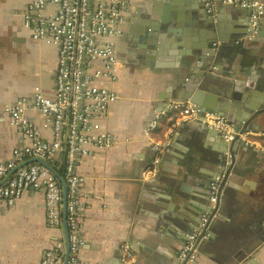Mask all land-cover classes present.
<instances>
[{"label":"crops","instance_id":"1","mask_svg":"<svg viewBox=\"0 0 264 264\" xmlns=\"http://www.w3.org/2000/svg\"><path fill=\"white\" fill-rule=\"evenodd\" d=\"M25 8L26 0H0V114L4 115L20 98L32 100L36 86L48 96L55 92L58 49L28 36L23 21ZM206 9L201 0L128 2V21L116 39L125 68L118 80L110 82L118 98L104 121L116 132L117 142L112 151L94 154L78 165L83 178L79 219L84 239L77 255L79 264H176L181 248L210 210L202 195L209 193L212 183L200 180V170L217 175L221 163L209 160L207 153L228 150L234 144L237 159L264 169V51L247 68L240 63L241 47L236 46L224 59V67L239 84L233 102L243 109L237 117L246 116L248 121L246 125L241 122L244 129L229 148L218 130L198 121L182 120L176 110L167 111L176 101L193 99L198 100L200 108L209 109L201 104L204 98L220 97L202 86L211 62L200 59L196 35ZM217 10L214 14L217 12L226 25L227 37L241 31V39L247 34V45L256 47L257 36L249 31L252 27L248 9L221 4ZM210 14L211 11L209 17ZM149 25L153 26L150 31L161 33V40L136 43L135 36L143 35ZM177 33L181 36L174 41L172 37ZM256 112L257 118L249 120ZM27 113L50 137L45 117L33 108H28ZM154 121L160 122L154 140L169 141L159 152L155 142L146 137V129ZM27 144L20 130L10 123L9 115L0 121V165L12 158L15 149ZM157 156L158 171L150 172ZM63 162L60 157L56 164ZM16 169L0 183L14 175ZM56 171L64 176V172ZM231 177L237 182L236 190L243 192L248 201L253 188L264 184V171L260 176L232 172ZM253 210L256 215L247 217V208H235L223 200L209 226V238L200 242L190 264H264V200ZM65 212L63 206L62 224L51 227L45 191L34 189L26 191L14 205L0 206V264H41L60 239L65 242V264ZM217 219L228 221L237 231L252 223L257 230L248 238L230 235L223 246H213L209 240L217 236Z\"/></svg>","mask_w":264,"mask_h":264},{"label":"built area","instance_id":"2","mask_svg":"<svg viewBox=\"0 0 264 264\" xmlns=\"http://www.w3.org/2000/svg\"><path fill=\"white\" fill-rule=\"evenodd\" d=\"M215 13L221 4L246 8L250 11V24L254 32L262 29L264 0H201ZM128 0H33L25 8V28L35 40L55 45L58 49L55 92L48 96L40 86L35 87L32 100L20 98L0 114V121L9 115L10 123L27 139L23 149H15L12 158L0 165V179L12 169L18 170L0 183V206H12L28 190H44L47 199V215L51 227L63 221L64 186L56 172L36 161L23 165L34 157L46 159L55 170L63 167L68 185V228L70 258L68 264H79L78 252L84 244L81 236L79 193L83 178L78 171L80 161L99 152L112 151L117 134L105 126L112 103L117 100L116 91L108 84L118 80L125 68L117 50L116 39L127 22ZM28 108L39 111L45 117V127L51 136L27 113ZM179 110L180 119L201 121L224 135L227 142L236 139L238 132L233 120L224 114L203 113L194 102L179 101L167 111ZM165 110V113L167 112ZM157 127L152 122L146 134ZM248 131V130H247ZM153 141L157 143L154 138ZM169 141H164L168 144ZM161 146L156 149L159 152ZM63 163L57 165L59 158ZM157 156L150 172L158 171ZM221 180L211 184L210 210L205 213L197 231L192 233L181 248L178 260L182 262L197 243L209 238V224L213 208L219 200ZM65 242L58 240L43 257L41 264H62ZM195 256V254H194Z\"/></svg>","mask_w":264,"mask_h":264},{"label":"water","instance_id":"3","mask_svg":"<svg viewBox=\"0 0 264 264\" xmlns=\"http://www.w3.org/2000/svg\"><path fill=\"white\" fill-rule=\"evenodd\" d=\"M29 3V1H27ZM28 3H26V9L28 7ZM225 7H232V6H225ZM235 7V6H234ZM227 9V8H226ZM207 15L201 17V22L198 25L197 28V41L199 46V55L200 59L204 62H211L207 65L208 72L206 76L204 77L203 82V88L214 92L215 94L220 95L218 98H214L211 96H206L204 98V101L201 103L205 105L209 109H202L198 105L197 107L203 112H212V113H221L224 115H228L233 122L235 123L237 127V132L240 134V132L244 129L242 121L246 125V116L244 119H239L237 115L239 114L240 110L243 108H237L236 105H234V100L237 99V92L239 90V84L235 81L236 76L234 78L233 75H230L228 69L224 67L223 62L224 59H226L227 53L229 51H233L235 47H241L243 49V52L240 57V63L243 67L247 68L248 66H253L255 64L254 59L258 57L260 53L264 51V23L262 22V14L261 16V23H262V29L258 32H254V28L252 27L253 34L256 35L257 42L256 47H250L247 44L248 38L247 34H245V37L241 39V37L244 35L243 32L238 31L235 32V34L230 35L227 37L225 35V27L221 21V18L219 15L216 14H210L209 17V9H206ZM218 11V10H217ZM249 17H250V11H249ZM24 21V19H23ZM128 21V19H127ZM25 28V27H24ZM153 28V26L149 25L145 30L143 35H136L135 36V42L136 43H152L154 41H160L162 38L161 33L156 32L154 30L150 31ZM26 29V28H25ZM26 32L28 36L32 39V36L30 32L26 29ZM181 36L177 33V35L172 37L174 41H178V37ZM35 40V39H34ZM240 51V50H239ZM235 74V73H234ZM229 78H232L230 80ZM193 83V82H190ZM230 100V103L228 105V101ZM191 101V100H190ZM191 102H198V100H192ZM259 112H256L254 114H251L248 119L249 120H255L258 116ZM237 117V119H236ZM239 120V122H238ZM201 122V121H198ZM202 123V122H201ZM251 124V123H248ZM207 126V125H206ZM243 128V129H242ZM222 139L224 140V135L221 133ZM238 137V136H237ZM236 137V139H238ZM235 140L231 142H226V146L229 144L234 143ZM193 143V140L189 141V144L191 145ZM229 148V146H228ZM216 153V154H215ZM219 153V154H217ZM225 154V155H224ZM230 155L231 157H228ZM207 157L209 160H215L218 162V165L220 164L221 168L217 171V175L214 173L206 172L204 170H200L201 173L199 175L200 180L202 182H206V184H209L210 182L213 183L215 179L221 178V186L219 191V200L217 202V205L212 210V215H214L211 219V222L209 226L212 223V220H214L217 217L218 210L220 207L221 202L224 200L225 204L229 206H233L235 208H247L249 210L247 217H253L255 216V212L253 210L254 206H257L262 200H264V184L258 183L255 188H253L254 193L251 195V198L249 201L245 198L243 192H238L236 189L238 188L236 180H234L233 177H231L232 172H234L236 175H242L245 176H260L262 172L264 171L263 168L257 166L252 167L250 164H248L245 160L237 159L236 154L234 151V144L230 146V149L228 150H218L216 149L215 152H208ZM40 162L46 167L52 169L60 179L63 181L64 184V206L66 208L65 216H64V222L67 226V239H68V255L65 264H68L69 262V253H70V240H69V228H68V213H67V205H68V185L66 178L63 175H60L55 168L44 158L42 157H34L28 161H26L23 165H27L32 162ZM17 170V169H16ZM223 196V199H222ZM204 199H206V205L207 208L210 207V197H211V188L209 189V193L207 195H202ZM263 198V199H262ZM206 212V210H203V214ZM221 220L217 219L215 220V223L217 224V236L213 237L210 236L209 241H213V246L216 245H222L226 241L227 237L230 235H233L236 238H240V236H245L248 238L249 236H252V232L256 231V226L252 223V225L248 228L246 225L245 228H243L240 231H237L233 228L232 225H230L227 222H220ZM213 239V240H212ZM200 244L197 243L194 249L189 253L187 258L180 262L177 258L176 264H190L193 260H195L194 253L197 251V247ZM69 256V257H68Z\"/></svg>","mask_w":264,"mask_h":264},{"label":"bare ground","instance_id":"4","mask_svg":"<svg viewBox=\"0 0 264 264\" xmlns=\"http://www.w3.org/2000/svg\"><path fill=\"white\" fill-rule=\"evenodd\" d=\"M28 0H26V3H28L27 2ZM29 1H33V0H29ZM128 2H129V0H128ZM24 14V13H23ZM261 20V19H260ZM120 36V35H119ZM57 65H58V62H57ZM56 74H57V72L55 71V76H56ZM111 81H114L113 79H111L110 81H108V84H110V82ZM116 101V100H115ZM114 101V102H115ZM114 102L112 103V105L114 104ZM176 102H179V101H176ZM175 102V103H176ZM112 107V106H111ZM176 111H178L179 112V110L177 109ZM170 112H172V111H170ZM176 120H177V117H176ZM160 126V122L159 121H157V128ZM147 130V129H146ZM154 131H156L155 129L153 130V131H151V132H149L148 134H146V137H147V139L148 140H150V141H153V138H154ZM154 142V141H153ZM166 142V141H165ZM156 144V147L157 146H161V147H163L164 146V144L165 143H155ZM168 145V144H167ZM166 145V146H167ZM63 184V183H62Z\"/></svg>","mask_w":264,"mask_h":264},{"label":"trees","instance_id":"5","mask_svg":"<svg viewBox=\"0 0 264 264\" xmlns=\"http://www.w3.org/2000/svg\"><path fill=\"white\" fill-rule=\"evenodd\" d=\"M58 170H59L60 172H62V173L64 172V169H63V167H62V166H61V167H59V168H58ZM62 175H63V174H62Z\"/></svg>","mask_w":264,"mask_h":264},{"label":"rangeland","instance_id":"6","mask_svg":"<svg viewBox=\"0 0 264 264\" xmlns=\"http://www.w3.org/2000/svg\"><path fill=\"white\" fill-rule=\"evenodd\" d=\"M28 82H29V83H33V82H34V80H28Z\"/></svg>","mask_w":264,"mask_h":264},{"label":"clouds","instance_id":"7","mask_svg":"<svg viewBox=\"0 0 264 264\" xmlns=\"http://www.w3.org/2000/svg\"><path fill=\"white\" fill-rule=\"evenodd\" d=\"M54 167V166H53ZM55 168V167H54Z\"/></svg>","mask_w":264,"mask_h":264}]
</instances>
